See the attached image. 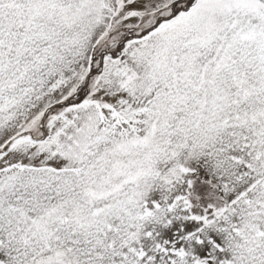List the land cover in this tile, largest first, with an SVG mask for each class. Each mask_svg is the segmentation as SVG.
Instances as JSON below:
<instances>
[{"label": "snow or ice", "instance_id": "snow-or-ice-1", "mask_svg": "<svg viewBox=\"0 0 264 264\" xmlns=\"http://www.w3.org/2000/svg\"><path fill=\"white\" fill-rule=\"evenodd\" d=\"M0 264H264V0H0Z\"/></svg>", "mask_w": 264, "mask_h": 264}]
</instances>
